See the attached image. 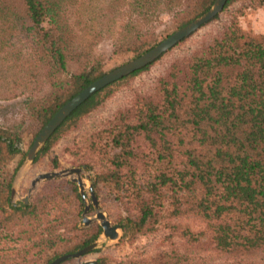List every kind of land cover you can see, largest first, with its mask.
Listing matches in <instances>:
<instances>
[{
    "label": "trees",
    "instance_id": "trees-1",
    "mask_svg": "<svg viewBox=\"0 0 264 264\" xmlns=\"http://www.w3.org/2000/svg\"><path fill=\"white\" fill-rule=\"evenodd\" d=\"M231 1L225 0L223 7ZM212 2L0 0V71L14 68L18 93L32 82L47 85L40 96L24 98L28 115L43 125L105 72L98 57L83 61L88 53L78 44L81 34L90 35L93 44L104 26L113 53L131 52L136 57L155 41L160 11L169 14L177 29ZM72 61L81 65L69 70ZM148 65L91 93L54 129L34 160L108 97L114 86ZM157 88L154 96H139L131 110L119 112L102 131L108 140L96 148L104 160L96 183L115 189L125 180L135 184L139 167L148 176L135 196L136 214L121 221L123 233L150 231L154 206L164 197L175 201L181 197L186 208L205 221L204 230L187 232L189 241L204 237L214 248L229 253L263 249L264 42L232 23L183 61L172 63ZM19 128L0 127V264H49L93 241L100 227L76 226L83 203L76 184L69 180L48 181V190L34 201L11 204L13 171L5 169V162L21 153ZM71 204L69 219L64 208ZM53 209L62 213L49 218ZM69 231L76 233L66 236ZM169 259L178 264L177 255Z\"/></svg>",
    "mask_w": 264,
    "mask_h": 264
},
{
    "label": "rangeland",
    "instance_id": "rangeland-1",
    "mask_svg": "<svg viewBox=\"0 0 264 264\" xmlns=\"http://www.w3.org/2000/svg\"><path fill=\"white\" fill-rule=\"evenodd\" d=\"M158 19L154 28L155 41L152 46L176 30L168 13L160 11ZM103 20L101 19L100 22ZM232 23L245 35L264 42V0H233L222 7L211 20L161 54L146 69L114 86L108 97L58 135L45 152L30 162L26 160L25 154L42 125L28 115L24 98L28 94L40 96L47 90V85L32 82L25 85L23 93H18L20 88H15L13 82L15 78H18L14 68L4 70L1 68L0 127L9 128L19 125L21 130L19 143L21 153L5 162V169L8 172L13 171L10 178V190H13L11 196L9 190L11 204L18 206L34 201L48 190V181H71L69 177L42 179L29 190L30 181L36 174L78 167L82 169L80 176L84 184L85 203L90 207L84 214L89 219V223L87 225L82 223V207L76 226L87 227L89 230L95 225L99 226L94 216L95 209L90 202L88 185H91L93 194L95 188L98 189L97 194H94L97 199V209L103 213L111 225H118L116 238L104 237L99 226L100 232L93 240L96 244L91 252L78 260L67 259L59 264H75L83 260H95L96 264H171L173 263V260L169 259L171 255H177L178 264H264V248L250 253H229L214 248L213 244L204 237H200L198 242L189 241L187 232L204 230L205 221L196 213L189 211L181 197H178L177 201L164 197L154 206L155 222L150 225V231L137 233L134 236L125 235L121 221L126 217L132 218L136 214L135 196L138 188L141 190L144 188V182L148 178L146 172L141 167L137 168L135 184L125 180L120 189L96 183L95 179L96 174L104 170V160L100 152L96 150L106 143L107 136L102 131L117 119L119 112L131 110L137 97L154 96L158 89V80L165 76L172 63L183 61L200 47L211 42L214 37L219 36ZM89 37L87 33L81 34L78 41L80 47L88 53L83 61L98 57L105 72L134 58L131 52H112L111 38L106 36L104 26H102L101 35L94 40L93 44H89ZM18 45L19 43L16 46ZM68 65L69 70H75L81 63L72 61ZM41 79L43 80L42 77ZM21 165L23 166L20 167ZM24 197H26V203L22 202ZM82 203L84 206V202ZM64 209H68L69 212L65 214V217L70 219L73 204L66 205ZM57 212L62 213L61 210H51L49 218ZM58 231L62 230L58 229ZM73 233L76 232L69 231L66 236L72 237ZM75 238L73 237L68 244H71Z\"/></svg>",
    "mask_w": 264,
    "mask_h": 264
},
{
    "label": "water",
    "instance_id": "water-1",
    "mask_svg": "<svg viewBox=\"0 0 264 264\" xmlns=\"http://www.w3.org/2000/svg\"><path fill=\"white\" fill-rule=\"evenodd\" d=\"M225 3V0H213L211 5L207 10L193 18L186 24L177 28L169 35L158 41L156 44L139 54L138 56L130 59L129 61L104 72L101 76L93 80L91 83L82 88L79 92H77L74 96L64 102L53 114L52 116L40 127V129L35 134L32 139L26 154L25 158L28 162L32 161L37 150L44 144L46 139L51 135L54 129L61 123V121L82 101H84L91 93L97 91L101 87L106 84L113 82L123 76L128 75L134 70L140 69L145 65L150 64L154 60H156L161 54L166 52L168 49L173 47L176 43L189 36L195 30H197L204 23L211 20L217 13H219ZM21 165L20 167H22ZM80 172H82L81 168L72 167L67 169H61L57 171H47L41 172L34 176V178L30 181L31 190L35 183L42 179H50V178H58V177H69V179L76 183L78 187V193L82 202H84L83 210H82V223L83 225H87L89 223V219L84 215L89 209L90 205L85 203V195H84V184L82 178L80 176ZM90 202L92 207L95 209V219L98 220L99 226L101 227V233L104 237L108 239H114L117 237L116 229L118 225H111L109 221L105 218L103 213L97 209V199L91 190V185H88ZM13 193V190H10V196ZM22 202L26 203V197L22 198ZM95 241L90 242L83 247L69 253H63L61 255L53 258L49 264H59L62 261L67 259H79L83 255L91 252V250L95 247ZM75 264H96L95 260H83L78 261Z\"/></svg>",
    "mask_w": 264,
    "mask_h": 264
}]
</instances>
